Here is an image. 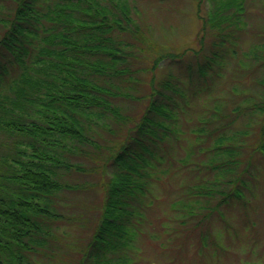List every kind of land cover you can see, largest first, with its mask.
Listing matches in <instances>:
<instances>
[{"label": "trees", "instance_id": "1", "mask_svg": "<svg viewBox=\"0 0 264 264\" xmlns=\"http://www.w3.org/2000/svg\"><path fill=\"white\" fill-rule=\"evenodd\" d=\"M112 1L0 0V264H139L146 245L165 253L176 236L188 238L196 211L235 203L238 167L245 162L241 169L248 171L255 151L256 173L264 174V0H258L261 14L250 24L246 51L239 49L249 28L239 25L246 0H212L216 7L200 26L217 31L212 55L225 58L231 48L241 62H253L254 73L249 86L235 84L238 99L223 101L225 94L212 93L211 85L215 99L207 106L197 102L198 85L185 96L171 89L169 74L155 87L153 70L169 54L136 67L142 62L137 32L120 20L129 23L128 2ZM141 71L149 73L146 104L139 114L123 116L112 99H134ZM203 73L196 70L197 83L207 78ZM162 88L170 93L164 96ZM172 94L185 97V107ZM193 104L206 113L181 112ZM179 112L189 130L187 146H175L172 130L183 128ZM238 113L246 115L247 129L228 131ZM108 121L123 131L111 145L94 129L113 130ZM250 132L246 154L236 139ZM196 151L201 162L173 182L170 160ZM107 165L112 174L104 179ZM64 191L84 196L64 201Z\"/></svg>", "mask_w": 264, "mask_h": 264}, {"label": "rangeland", "instance_id": "2", "mask_svg": "<svg viewBox=\"0 0 264 264\" xmlns=\"http://www.w3.org/2000/svg\"><path fill=\"white\" fill-rule=\"evenodd\" d=\"M99 1L107 6L113 3L112 0ZM125 2H128L130 9L129 23L126 24L122 18L120 20L126 31L137 32L134 37L137 44L136 56L142 62L139 61L136 67L144 66L145 63L149 64L155 56L169 54L163 57L153 70L155 87L159 86L160 80L169 74L172 77L168 82L171 84V89L179 91L185 96L191 95L193 88L198 85V89L203 92L197 102L207 106L215 99V96L211 95L215 90L217 93L225 94L223 101H227L233 96H237L236 99L239 98L238 91L240 90L235 84L241 83L244 87L251 84L253 74L250 77V73H254V64L252 62L251 66H249L250 64L241 62L242 54H239L240 52L236 51L233 53L231 52L232 49L228 48L230 53L225 58H215L212 55L214 43L210 42L214 40L213 38L218 37L213 35L212 32L217 31L209 27L202 31L200 26L203 18H206L209 11L216 7L214 1L201 0L199 5L195 0H125ZM259 7L258 0H246L245 2L246 13L242 15V23L240 20L239 25L242 28L245 22V25L248 24L249 28L248 32L243 31L246 33L243 35L240 50L246 51L251 41L249 35L254 28L252 29L250 26H253L256 17L261 14ZM112 10L115 11L114 8ZM117 11H120V9L116 8L115 12L117 13ZM201 36H203V39L202 42H199L198 38ZM220 52L223 51L221 50ZM252 55L253 52L248 54L249 57H252ZM208 65H210V68H208ZM202 66L207 67V70L211 73L207 72L205 68H201ZM197 69L200 70V73L204 72L203 74L207 76L200 83L196 82ZM216 74L217 77L215 78ZM209 75L214 76V79L209 80ZM140 76H142L143 85H140L137 92L133 94V98L135 96L134 99H112L113 103L121 106L120 114L123 116L130 113L139 114L146 104L144 95L150 86L149 73L141 71ZM211 85L214 86L213 89ZM209 88L212 89L211 94L208 93ZM162 92L164 96L170 93L165 88H162ZM173 96L180 103V106L185 107L186 102L183 101L185 97ZM165 100L162 101L165 102ZM223 101L222 103H224ZM198 105L193 104L191 107L195 109L190 112H187L188 110L186 109H182L181 112L189 116L200 113L202 115L205 114L206 112H202ZM181 112L177 114L178 120H176V123L181 122L183 128L179 130V127L175 125L172 130L173 135L176 137L174 138L176 140L175 146L178 143L180 145L185 143V146L189 145L188 138H190V135L187 132L189 130H185L187 122ZM233 120L227 129L228 131L247 129L244 125L246 115L243 118L238 113ZM108 123L113 130L105 131L95 126L94 129L103 136L106 144L111 145L113 143L112 139L119 140L123 135V131L118 130L117 127L114 129L115 124L111 121H108ZM251 128L250 131L252 130ZM251 133H249V136H238L236 139L239 142L240 140L244 141L246 154L251 152V146L247 145L254 139ZM100 142L101 140L95 141V143ZM203 144H207V142ZM227 144L228 142L224 143V145ZM195 146H198V143ZM197 153L199 152H195V157L194 155L192 157H179L175 154L170 160L173 165L167 171V176H170L173 182L181 181V178L185 177L183 173L188 172L190 165H198L203 159V155L200 156ZM178 154H182L180 147L178 148ZM251 155L254 165L252 164V167L247 166L248 171L241 169L244 168L245 162H242L238 167L237 175L242 180L237 185L241 191L240 197L237 198L235 203H232L229 207L221 203L216 210H211L210 212L200 211L199 213L196 211L195 213L194 211L195 215L189 216L190 222H187L188 232H186L189 235L188 238L174 236L175 239L169 241L171 242V249L165 253H160L154 244L151 246L146 245L140 252L144 258L140 255L139 264H264V174L257 175L256 173L259 166L256 162L259 156L258 151ZM104 172V175L101 176L102 178L105 179L107 176H111L112 166H105ZM99 177L98 174L97 176L95 175L94 180ZM252 186L255 187L247 189L252 188ZM94 189L97 196H100V187L95 186ZM82 196L84 194L64 191L60 198L66 201L68 198L72 200V198ZM203 213H205L204 216H202ZM172 214L174 219L178 218L179 214L176 211L173 210ZM171 221L173 222V220ZM171 221L170 223H172ZM198 221H200L198 227L192 230L189 229L192 227V223H198ZM200 233L201 237H199Z\"/></svg>", "mask_w": 264, "mask_h": 264}]
</instances>
